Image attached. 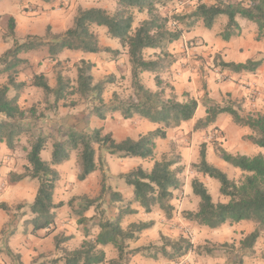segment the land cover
Returning <instances> with one entry per match:
<instances>
[{"label": "trees", "instance_id": "1", "mask_svg": "<svg viewBox=\"0 0 264 264\" xmlns=\"http://www.w3.org/2000/svg\"><path fill=\"white\" fill-rule=\"evenodd\" d=\"M51 1V0H45ZM173 0H117L118 11L110 14L102 8L79 7L74 17L73 25L62 33H55L51 26L46 28L43 37L29 35L23 42H16L17 23L14 18L8 21V37L15 41V45L9 49L1 60L0 75H5L6 83L0 87V143L13 150L15 141L27 130L21 124L28 116L20 106V100L28 87L26 82L18 80L21 68L28 63L21 57L32 51L46 49L48 60L52 63L55 72V86L50 85L49 79L43 74H35L31 86L40 89L45 94L46 103L54 99V106L58 107L68 96L79 95L86 98L90 95L93 99L104 105V94L107 82H96L93 76L94 65L81 60L77 66V78L74 81L65 75L61 55L65 51L84 54L107 53L114 58L120 56L123 51L113 50L110 47L101 46L100 37L93 31V27H105L111 39H117L122 49L127 50L129 62L132 66V88L138 97L137 102L126 103L115 94V104L105 109L110 113H121L124 119L131 120L138 117L150 123L159 125L155 131L138 139L126 138L117 141L111 133H105L103 128L94 129L90 134L70 131L67 140H60L53 144L52 163L42 159L47 139L39 137L32 145L27 156L29 166L26 173L13 176L15 183L27 178L40 182L37 195L30 206L32 218L27 225L32 227V233L46 231L51 235L56 229L55 211L62 206L54 203V193L57 183L60 181V173L55 166L68 161L73 152L78 153L80 172L78 181H86L103 166L100 157L97 162V149L105 150L110 155H118L122 159L139 158L143 160L154 159L156 140L166 139L167 130L180 127L183 123L192 120L198 110L199 102L184 94V101H178L171 96L165 99L164 91L153 92L141 81L143 73L155 75L157 86H161L159 75L164 73L173 64L168 48L178 42L185 32L192 31L202 22L207 30H212L218 21L225 17L227 23L220 37L224 41L240 36L241 26L238 19L247 20L257 26V40L264 37V0H252L249 7L241 3L228 2L226 0H213L215 3L207 5L197 4L193 12L187 14H174L172 17H163L157 14L158 6H164ZM147 12L150 17L135 27L136 15L133 13ZM147 50L159 51L155 58H147ZM215 66L222 71L234 74H254L263 64L264 59L249 60L244 64L226 63L220 56L214 59ZM65 106V104H64ZM75 107L76 104H70ZM207 116L199 120L195 131L209 128L217 122L219 116L227 114L233 122L240 127H247L251 133L244 137L245 141L264 149V115H242L233 105L221 106L213 101L204 102ZM106 107V106H104ZM96 109V115L106 119L105 110ZM220 158L235 169L240 170L244 177L239 183L230 180L225 172L211 165L207 160V145L200 147V161L193 165L196 173L217 180L220 184L221 196L228 199L227 202H215L208 188L197 179L192 181L193 194L199 198L196 212H184V218L195 222L199 227L217 230L225 225H235L241 222L255 224L253 232L241 240L240 250L255 254V247L264 233V155L246 156L231 154L222 148H217ZM180 159H169L166 156L155 161L151 171L142 167L123 176L128 186L133 188V200L127 208L113 220L100 218L97 222L99 233L94 240H85L79 249L69 251L62 245L69 242L73 236H56L55 247L63 252L62 259L65 264H129L131 257L144 255L153 251L154 257L161 254L171 262L184 259L193 251L194 245L184 237H161V245H149L130 248L131 242H137L140 234L153 227L151 223L131 224L123 229L122 217L136 213L130 209L132 203H138L146 213H152L155 208L161 210L167 219H172L175 207L172 204L174 191L181 188L182 182L179 174L181 168H177ZM106 191L105 180L102 184L101 194ZM110 195V194H109ZM99 196V198H101ZM99 198L83 196V212L94 207ZM111 202H122L123 197L118 193L110 195ZM100 207V206H99ZM98 207V208H99ZM4 209V206H1ZM84 220H81V223ZM113 246L117 251V257L107 259L106 252L99 247ZM229 244L224 243L214 246L211 250L205 249L207 254H212L216 249H222ZM62 247V248H61ZM240 262L243 264L242 259Z\"/></svg>", "mask_w": 264, "mask_h": 264}, {"label": "rangeland", "instance_id": "2", "mask_svg": "<svg viewBox=\"0 0 264 264\" xmlns=\"http://www.w3.org/2000/svg\"><path fill=\"white\" fill-rule=\"evenodd\" d=\"M54 6L53 7H44L42 5H39L38 3L33 4L34 8H28L22 10L21 14H24L30 19V22L33 24V26L37 27V31L35 35H39L43 33V35L46 32V28L48 25H46L45 22H43V18L45 16V13L54 12L57 14L59 12V9H62L63 12L61 16H65L69 13V17L71 19V16L73 15L74 10H70L71 4L66 6L64 5V1H58L56 3V0H52ZM228 2H235V3H241L245 7H249L251 5L252 0H226ZM17 5H19V0H17ZM199 3H204L207 5H212L215 2L213 0H173L170 3H167L164 6H158L157 14L163 17H172L174 14L182 15L187 14L190 12H193ZM87 4L94 5L95 8H102L107 10L110 14H114L118 11V4L117 0H84L83 3L79 4L77 6V2L75 4L76 7V14L79 7L85 8V5ZM4 8L0 9V68H1V60L4 54L11 49L15 45V41H13L11 38L8 37V21L10 17L8 16L9 10L12 9L13 3L8 2L6 5V2H3ZM20 9V8H19ZM58 9V10H57ZM2 13V14H1ZM136 15V22L135 27L139 25V23L145 19H148L150 15L147 12L139 13L137 11L133 12ZM75 14V16H76ZM16 16V15H15ZM58 21H61L60 25L63 27L69 26V21L67 18H56ZM74 20V19H73ZM73 20L72 23H73ZM227 23V19L225 17H222L218 23L213 28V31L215 34H217L218 37H220V34L224 31L225 25ZM72 26V24H71ZM69 28V27H68ZM194 29H197L198 32H204L206 29L202 22L198 23ZM16 30L24 34L25 27L23 23L17 24ZM93 31L97 33L101 40L105 43L106 46H109L111 48H121L120 43L117 39H111L108 36L107 28L105 27H93ZM207 31V30H206ZM253 31H250V34H252ZM26 34V33H25ZM241 35V34H240ZM258 36V30L256 29L255 32V41L261 42L264 44V37L260 40H257ZM239 37V36H238ZM22 38L21 35L18 34V37L16 38V42H21L23 40H20ZM123 51L122 57H120L122 60H124L123 55H128L127 50L122 49ZM177 51V49H176ZM159 53V51H153V50H147L145 55L147 58H155V56ZM175 55L170 54V58H166V61H176L179 57ZM22 58H27L26 64H24L21 68L22 71L18 76V80H25L26 83H31L30 79L32 78V74H43L45 75L52 86H55V72H53L52 69V63L48 61L47 57V50L42 49L40 51L31 52L30 54H22ZM61 59L65 60L63 63V68L65 71V75L72 78L74 81L77 78V66L80 63V60L82 59L81 56H73V57H62ZM105 61L110 63L111 65H119L120 73H115L116 67H109L102 69L94 70L93 67V76L95 78L96 82H107L106 84V100L109 102L104 105L99 104L98 101L93 99V96L90 95L86 98H83L79 95L75 96H68L65 101H62L58 107H53L54 105V99L50 98L49 103H46L45 94L42 90L36 89L28 84L29 90H26L25 96L21 100V107L27 112V118L22 121V125L24 128H26V132L21 135L19 138L15 141V148L11 150L7 145L6 142L0 143V187L1 184L6 185L5 192H2V195L0 196V220H4V224L2 227V231L0 232V264H25L23 263V259H27L29 256L32 257V249L35 247L38 251L43 252V257L40 259H34L32 264H65L62 256L63 252L61 250H57L55 247V237L56 236H67L68 234L72 232H77L79 229L80 232H82V237L87 238L88 240H94V238L97 236V231L99 230L98 226L96 225L100 218L102 219H109L111 215V211H109V194L112 192V187H107V174L113 173L115 175H119L120 173H124L125 171H130L132 169V166L136 162H141L143 160L141 159H134V158H127L122 159L118 155H110L105 150H98L97 149V162L100 157L103 159V166L98 167V170L90 176L86 181L80 182L77 179V176L79 173L78 166H80V162L78 159V153L73 152L72 153V162L71 164L73 166H70L68 168L64 169V175L62 176L60 174V181L57 183L59 188V196H56V201H59L63 196V198L68 197L69 192H72V195L74 196L68 203H60L62 206L66 205L67 207L64 208L61 211H58V221H63L60 226V232L57 234H53L47 238H44V236L47 234L45 232H40L39 234L35 235L32 233L31 230H29L26 226V222L32 218V213L30 210V206L33 203L34 199V189H32L31 185L26 184V187L18 188L16 187V190L14 191L17 196H21L24 194V191H27L26 201L19 202L16 205H13L11 207V199L8 200L9 197V190H11L12 185L15 186L17 183L14 182L13 176L21 175L26 173V167L29 166L27 156L29 152L31 151L32 145L39 137H45L47 139V144L45 146V150L42 152V159L43 161L51 164L52 163V152H53V143L60 141V140H67L68 134L70 131H77L79 133H85L90 134L91 131L94 129H100L104 127L102 121L96 116V109H106L107 106H112L115 104L114 95L116 94L121 101L130 103L132 101L137 102L138 97L135 94V91L132 88V79L129 81L127 79V75L124 76V72L126 73L127 70V61L124 63L123 61L119 64L114 59L113 55L109 56L107 55L105 57ZM127 60V59H126ZM124 63V64H123ZM32 64V65H31ZM96 68V67H95ZM162 73L159 75V78L162 77ZM149 76V75H147ZM154 76V77H153ZM155 81L157 84V81L155 80V75L152 74L149 77L141 76V81L145 85V83L149 80ZM7 81V78L5 75H0V87L3 86ZM161 86H163V81H161ZM146 86V85H145ZM29 91V92H28ZM165 95V94H164ZM75 103V107H71L70 104ZM65 104V106H64ZM108 104V105H107ZM106 106V107H104ZM227 106V105H225ZM104 109V110H105ZM64 112V114H63ZM205 108L203 107L200 110V115H203L205 113ZM107 118L111 116L110 112H107L105 110ZM61 115L60 120L65 121H72L77 122L78 124L75 127L72 126L70 123L69 125H59L58 123H53L55 121L54 116ZM230 120V123H225L226 131H227V141H225L223 135H221L219 131H217L218 134H220L219 139H212L210 141L206 142L207 145V160L211 165H214L221 169L223 172L227 174V176L230 178V180L235 181L239 183L242 181L244 174L235 169L234 167L230 166L229 164L225 163L221 159H219V154L217 152V148H222L227 152H232L233 148L240 147L243 144L246 146L248 151L245 153L247 156H255L258 154L264 155V149L259 148L251 143H241L239 142V135L241 132L246 131L249 132L248 128L239 127L236 126L231 118L227 116ZM95 118V119H94ZM94 121L92 122V120ZM117 120H113V129L117 130L118 132L123 129V126L120 125V122L124 121L123 116L117 117ZM2 117H0V122L2 121ZM79 120V121H78ZM146 123V122H144ZM147 125H152L151 123H146ZM67 126V127H66ZM69 126V127H68ZM146 129V127H144ZM148 131V130H147ZM108 133V132H105ZM126 133L127 136H136L137 129L132 124V126L126 127ZM203 133V132H202ZM209 133V132H207ZM204 136V135H203ZM179 135L176 134L173 136V140L178 138ZM194 137V138H193ZM191 136V133H189L186 138L187 142L186 144H183L180 146V151L177 147H173L171 152L167 155H165L169 159H180V163L177 168H181L182 171L180 172V177L184 181V186L186 185V182L189 180L197 179H205L202 177L203 175H195L193 174V167L192 165L195 163H198L200 161V157L198 154H200V147L201 144L204 143L203 139L195 141V136ZM194 139V140H193ZM197 144L199 142V152L196 151L194 153H190V147L191 142ZM184 150L187 152L188 155H186L185 159L186 162L188 160H192L191 168H189V165H185L183 163V157L180 156L181 152L183 153ZM229 152V153H230ZM163 156V157H165ZM162 157V158H163ZM220 161H219V160ZM125 160V161H124ZM222 162V163H221ZM70 160L63 162L60 167L55 166L56 169L59 170L62 167L69 166ZM60 171V170H59ZM71 171V172H69ZM74 171V172H73ZM77 173V174H76ZM211 181L208 183V190L211 193L213 199L215 202H227L228 199L221 196L220 194V184L217 180L207 177ZM26 180V179H25ZM29 181H35V184L37 185V188L39 189L40 182L38 180H33L30 178H27ZM105 180V186L106 191L101 194L102 184ZM56 185V187H57ZM110 185L114 187L116 190V187L121 188L123 191L129 190L131 193L133 192L132 187L128 186L125 182L124 177L118 176L117 179H110ZM11 186V187H10ZM93 186L92 192H94L95 197L90 195H85L86 197L90 198H99V196L102 195L101 198H99V201L95 205V209L91 208L90 210L83 212L84 203L86 202L84 199H82V196L84 193H81L82 191L86 192L88 189H90ZM99 187V191H97ZM180 191L186 193V189H181ZM65 193H68L65 195ZM188 200L183 205L184 196L180 193L176 195L174 199V205L178 208L179 212H181L182 215H184V212H196V209L198 207L199 199L195 195H188L185 196ZM198 200V201H196ZM1 206H4V209H1ZM60 206V207H62ZM100 206V207H99ZM99 207V208H98ZM176 216V215H174ZM25 219V220H23ZM68 219L69 221H67ZM81 220H84L81 223ZM246 222H241L240 224L234 225H226L224 229H222V235L220 236L221 239H218V242L227 243L228 246L217 250L218 252H213V254H207L205 252V249L211 250L213 246H218L220 244L212 243L211 241L207 240L206 242L202 241L201 244H195L194 249L192 252L188 254L187 257H189V261H187L186 264H242L240 260L242 259L243 255L248 254V251H242L240 250V243L241 240L244 239L247 236V232L249 231V227L245 225ZM244 224V225H241ZM240 225V226H239ZM256 227V226H255ZM78 228V229H77ZM84 229L86 231L84 232ZM208 231H213L211 229H205ZM162 231H148L144 232L145 237L144 241L146 242L145 246L149 245H161V237L163 236ZM169 234L172 235V237L178 238V232L171 233L168 231ZM18 235V239L20 240L17 243V246L19 247V250L21 253H14L11 251L9 243L11 240V237L13 235ZM26 238L29 241L27 247ZM84 242V241H83ZM82 242V243H83ZM82 243H79V241H73L70 244L71 249H78L82 246ZM26 246V247H25ZM64 244L62 245V247ZM61 247V248H62ZM100 249H103L102 247H99ZM131 248V244H130ZM132 249V248H131ZM106 251V255L109 257H112V255L117 256V251L113 246H107L104 248ZM11 253V254H10ZM153 251L148 252L144 255H137L135 257H131L129 260V264H175L177 262H171L165 259L161 254H159L157 257H154ZM61 255V256H60ZM209 256L211 258H207L206 256ZM199 256H205L206 260H201ZM179 262V261H178ZM230 262V263H228ZM248 264H264V233L262 237L259 239L256 247H255V257L250 258L248 260Z\"/></svg>", "mask_w": 264, "mask_h": 264}, {"label": "crops", "instance_id": "3", "mask_svg": "<svg viewBox=\"0 0 264 264\" xmlns=\"http://www.w3.org/2000/svg\"><path fill=\"white\" fill-rule=\"evenodd\" d=\"M58 1H64L65 2L64 5H66V6L71 4L70 10H74L73 15L71 16V19L69 17V13L65 16H61V15H63L62 14L63 10L57 9L59 11V12H57V14L54 12L45 13V16L43 18L44 19L43 22H45L46 25L51 26L53 32L62 33L64 31H66L67 29H69L71 27V24L73 25L71 20L74 19L75 14H76V7H75L76 2H77V6H78L79 4L83 3L84 0H56V3H58ZM92 1H94V0H92ZM3 2H6V5L8 4V2L13 3V7H12V9L9 10L8 16L10 18H14L17 24H20V23L24 24V27H25V30H23L24 34L19 32L18 30H16L17 37H18V34L21 35V37H22L21 39L19 38L20 40L24 41L26 39V37L29 35H34V36H39V37H43L45 35V34L43 35V33H41L39 35H35L36 31H37V27L33 26V24L30 22V19L27 16H25L24 14H21V12L24 9L34 8L33 4H35V3H38L39 5H42L45 8L49 7V6L53 7L54 4L52 3L53 2L52 0L51 1L19 0V5H17V3H18L17 0H0V9L4 8ZM93 7H95V6L91 5V4H87V6L85 5V8H93ZM0 12H1V10H0ZM61 17L64 19L65 18L68 19L69 26L62 28L60 23L63 19H61V21H58V19H56V18H61ZM238 22H239V25L241 26V35L239 37H235V38L231 39L228 42L224 41L221 37H218L217 34H215V32L213 31V29L212 30L205 29L204 32H198L197 29H193L190 32H185L183 34V37L181 38V40L171 44L168 48V52L170 54L175 55V53H177L176 56H178L179 58L174 62V64L169 69H167L164 73H162L163 75L160 79H161V81H163V86H160V87L157 86L154 79L153 80L149 79L145 83L146 87L149 88L150 90H152L153 92L164 91L165 99H170L171 96L175 95L177 97L178 101L183 102L185 99L184 94H189L191 98H194L199 102V107H198V110H197V112H196V114L192 120L183 123L178 128L167 130L166 139H157L156 140V151H155V157L153 160L152 159H147V160L141 159L143 161L136 162L132 166V169H130V171L129 170L125 171L124 173H120L119 175H115L113 173H110V174L108 173L106 175L107 176V185H108L107 187H112V192L110 193V195L113 193H118L123 197L122 202H111L110 195H109L108 200H109V206L110 207L108 210L111 211V215L109 217L110 220L115 219L120 214V212H123L127 208L128 203L130 201H132L133 197H134L133 192L131 193L129 190L123 191L119 187H116V190H115L114 187L110 185V179H117L118 176H121V178H122V176L127 175L128 173H130L133 170H136L139 167H142L146 171H151L155 161H159L162 159L163 156L169 154L171 152V150L173 149V147H177L180 151L181 150L180 146L188 143L186 136L189 133H191L192 137L195 136L194 142H196V140L198 141L202 138L203 141H205L204 143H206L207 141L212 140L213 137L215 136V133H217V131H219V132H221L220 134L223 135L225 141H227V131H226V127L224 125L225 123H230V120L227 117L229 115H227V114H223V115L219 116V118L217 119V122L214 125H211L207 129H203V130H199V131L194 130L196 123L199 120H202L207 116V109L204 106V102H206L208 100V101H213L214 103H217L221 106L233 105V106H235V109L238 110L239 113L242 115H254V114H258V113L264 115V62L262 64V66L254 74H249V73L234 74V73L229 72V71H222L220 68H217L215 66L214 59L217 55L220 56L221 59L223 61H225L226 63H235V64H244L249 60L255 61V60L264 59V44H262L261 42L255 41V32H256L257 26L255 24L247 21V20H244V19H238ZM250 31L251 32L253 31V33L250 34ZM23 41H21V42H23ZM100 41H101V46L109 47V46L105 45L103 40L100 39ZM121 48L120 49L119 48H112V49L121 51ZM176 49H177V51H176ZM32 52H35V51H32ZM30 53H28V54H30ZM28 54H26V55H28ZM107 55L110 56L111 54H107V53L84 54V53H79V52L65 51L61 55V58L62 57L81 56V58H82L81 60H85V61L90 62L94 65V70H97L99 68L100 69L106 68L107 66H109V67H114V68L116 67L115 73H117V74L120 73L121 71L119 72V69H120L119 65L114 66V65H111L110 63H108L107 61H105L106 60L105 57ZM123 56L125 58L124 60H122L120 58V57H122V55H120L114 59L119 64L122 61L124 63L127 61V70L128 71L126 73L124 72L123 75L124 76L127 75V79H129V81H131V79H132V66L129 62V56L128 55H123ZM47 57H48V53H47ZM24 59H27V58H24ZM147 75L150 76L152 74H150V73H143L142 74V76L149 77ZM33 76H34V74H32V78H33ZM32 78L30 79L31 83H32ZM21 81L26 82L25 80H21ZM31 83H28V84L31 86ZM50 85H51V83H50ZM52 87H54V86H52ZM26 90L31 91L30 89H26ZM25 94H26V92L24 93L22 98L25 96ZM22 98H21V100H22ZM21 100H20V106H21ZM104 100L106 103L109 102L108 100H106V91L104 94ZM203 107L205 108L206 112L203 115H200L199 112ZM63 114H64V112H63ZM54 117L56 120L53 121V123H58L59 125H69L70 123H72L71 124L72 126H70V127H75L78 124L77 122L73 123L72 122L73 120L72 121L60 120V118H58V117H61V115H58V116L55 115ZM117 117H121V113H113L108 118L106 116L105 120H101L98 117L104 125V127H102L104 129V131L111 133L117 141H122L126 138L138 139L140 136L147 135L148 133H151L160 127L159 125H156L153 123H151V124L154 126L147 125L146 123H150V122L145 121V120H140L138 117H135L131 120L124 119L123 122H120V125L123 126V129H121L118 132L117 130L112 128L113 127L112 121L117 120L116 119ZM229 117L231 118V116H229ZM94 119L92 120V122L94 121ZM231 120H232V118H231ZM144 122H146V123H144ZM232 122H233V120H232ZM132 124H134V126L136 127L137 134H136V136H127L126 127L132 126ZM144 127H146V129ZM244 128H247V127H244ZM248 130H249V132L243 131L240 133L239 138H238L239 142H241V143L248 142V141L244 140V137L250 135V133H251L249 128H248ZM207 132H209V133H207ZM176 134H178L179 137L176 138L175 140H173V136ZM193 140L191 142L190 153H194L195 148L197 146L199 147V142H197V144H195L193 142ZM248 143H250V142H248ZM244 145L245 144H243L240 147L236 146L235 148L232 149L233 150L232 152H230V151L229 152L231 154H234V155L240 154V155H246L247 156V154L245 152L248 151L247 150L248 148ZM196 151L199 152V148H196ZM186 155H188V151L186 152L185 150L183 153L181 152V154H180V156L183 157V163L185 165H189V168H191L192 160L190 159L186 162V159H185ZM198 155L200 157V154H198ZM134 159H139V158H134ZM219 159H221L220 156H219ZM69 160H70L69 166L62 167L61 169L59 168L60 171L57 169L62 176L65 174L63 172L65 168L73 166L71 164L72 156L70 157ZM198 163H195V164H198ZM193 165H192V167H193ZM59 167H60V165H59ZM192 171H193V174L199 175L198 173H196L194 171V169ZM69 172H71V171H69ZM79 172H80V166H78L77 173H79ZM202 177L206 178V180L201 179L199 181L204 183V185L206 187H208V183L211 180L205 176H202ZM179 178L181 179L180 175H179ZM193 180H194V178H193ZM193 180L187 181L186 185L184 186V181L181 179V182H182L181 188L177 191H174V199H175L176 195L179 193L184 196L183 205L188 200L185 196L194 195L193 191H192V181ZM26 184L31 185L32 189L35 190L34 191V199L32 201V202H34L35 197L37 195V191H38L37 185L35 184V181H29L26 179V180H23V181L17 183L15 186L12 185L11 190H9L8 200L11 199V200H9V201H11V207L13 205H16L19 202L26 201L25 196L27 195V191H24V194L21 196H17L16 193L14 192L16 190V187H18V188L26 187L27 186ZM1 185L3 186V189L0 191V196L2 195V192H5V189H6V185H4V184H1ZM182 188L186 189L187 192L184 193V192L180 191ZM92 189H93V186L90 189H88V191H86V192L82 191L81 193H84L83 196L92 194L95 197V194H94V192H92ZM58 191H59V188L57 185V187L55 189V193H54V203L56 205H59L60 203H68L69 204V201L74 197L72 195V192H69L68 197L63 198V196H61L62 198L59 201H56L55 200L56 196L57 195L59 196ZM98 191H99V187H98L96 192H98ZM66 194H68V193H65V195ZM88 198H90V197H88ZM90 199H92V198H90ZM174 199L172 201L173 205H174ZM196 201H198V200H196ZM198 205H199V202H198ZM66 207H67L66 205L65 206L63 205L62 207H59L55 211L56 216H57V218H56V229L51 235L57 234L58 232H60V229H61L60 223H62L63 221H60V222L58 221L57 213H58V211H61ZM174 207H175V205H174ZM92 208L95 209V206ZM130 209L135 210L136 213L130 214V215H124L122 217L121 225H122L123 229H127L131 224L151 223V224H153V227L147 231H144V232H148V231H152V230L153 231L155 230L157 232L162 231V233H161L162 235L168 236L171 238H174V237H172V235L169 234L168 231H170L171 233L178 232V234H179L178 237L184 236V237L188 238L192 242L193 245H195L196 243L201 244L202 241L206 242L207 240H209L215 244H220V245L224 244L221 241L218 242V239L219 240L221 239L220 236L222 235V229H224V227H226V225L220 229L213 230V231L205 230L208 228L199 227L195 222H192V221L185 219L184 215H182L181 212H179L177 207H175V212H174V215H176V216H173L172 219H167L165 214L161 210H159L158 208H155L152 213H146L145 210L138 203H132L130 205ZM197 209H198V207H197ZM197 209H196V211H197ZM23 220H25V219H23ZM66 220L69 221L68 219H66ZM4 222H5L4 220H0V232L2 231V227H3ZM244 224L250 228L249 231L247 232V235L254 231L255 224L250 223V222H246ZM244 224H241V225H244ZM26 225H27V223H26ZM236 225L237 224H235L234 226H236ZM26 227L32 231L31 226L27 225ZM85 231H86V229H84V232ZM43 232L47 233L46 231H43ZM82 232H80L78 229L77 232H72V233L68 234L67 236L65 235L66 237L73 236V238L69 242L65 243L63 248H66L69 251L76 250V248L71 249L70 244L73 241H79V243H82L83 241L87 240V238L82 237ZM144 232L140 234L139 240L137 242H134V243L131 242L130 243L132 249H135L138 247H143L146 245L145 244L146 242L144 241V237H145ZM39 233L40 232H38L37 234H39ZM98 233H99V230L97 231V234ZM47 234L44 236V238L51 236V235H47ZM18 237L19 236L16 234L13 235L11 237V240L9 243L11 251L14 252L15 254L21 253L19 250V247L17 246L18 241H20V240H17ZM175 238H177V237H175ZM28 242L29 241L26 238V243H27L26 246L27 247L30 246V245H28ZM104 248H106V247H104ZM104 248H103V250H104ZM31 252H32V257L29 256L27 259H23V263L32 264L34 259H40L41 257H43V252L38 251L35 247H33ZM215 252H218V251L216 250ZM116 257L117 256H114V255H112V257L107 256V259L108 260L114 259ZM206 257L211 258L208 255ZM254 257H255V254L251 255L250 253L243 255V257H242L243 264H248V260L250 258H254ZM199 258L201 260H206L205 256L204 257L199 256ZM187 261H189V257L186 256L184 259L180 260L179 262H177L175 264H186ZM228 263H230V262H228Z\"/></svg>", "mask_w": 264, "mask_h": 264}, {"label": "built area", "instance_id": "4", "mask_svg": "<svg viewBox=\"0 0 264 264\" xmlns=\"http://www.w3.org/2000/svg\"><path fill=\"white\" fill-rule=\"evenodd\" d=\"M220 138V134L215 133V136L213 137V139H219ZM3 189V186L0 187V191Z\"/></svg>", "mask_w": 264, "mask_h": 264}]
</instances>
